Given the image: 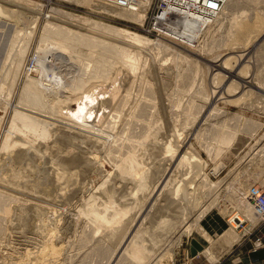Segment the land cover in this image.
I'll use <instances>...</instances> for the list:
<instances>
[{
	"label": "rangeland",
	"instance_id": "1",
	"mask_svg": "<svg viewBox=\"0 0 264 264\" xmlns=\"http://www.w3.org/2000/svg\"><path fill=\"white\" fill-rule=\"evenodd\" d=\"M111 1L0 0V89H2L0 90V148L3 149H0L1 203L4 202L3 195L5 199L2 203L5 215L0 212L2 216H0V264H116V262L117 264L121 262L122 264H218L223 256L244 238H251L247 247H254L253 249L261 247L264 244L262 219L251 222V219L243 217L241 219L244 221L240 222L236 215L234 221L238 229L231 227L229 221L232 214L241 213L238 209L239 205L246 203L247 198L251 196L253 206L256 194L264 188V23L257 27L255 20L264 15V0H220L218 9L205 8L211 11L209 15L200 11L194 0H187V5L180 2L185 0H164L163 3L167 4L165 10L160 12V17L156 14V11H159L157 6L160 1L150 0L149 6L135 5V9L139 8L143 11L144 21L140 20L141 22L120 18L109 13V10L105 9V11L103 4H109ZM118 3L121 1L114 0L109 5L114 8L116 6L117 9L121 7V10L125 7L127 8L125 11L133 8L128 9L132 2L124 7L120 5L118 7ZM173 5L185 9L190 16H198L196 19L199 22L192 21L188 16V19L179 18L184 19L185 22L174 17L176 18H173L174 23L179 22L165 28V22H163L165 27L160 22L166 20V10L169 11L168 7ZM241 21L252 25L254 30L245 29L239 32L236 24ZM91 22L96 24L93 25L94 23ZM104 25L106 30L102 28ZM118 27L137 32L142 36L130 40L115 30ZM47 28L53 31L60 28L61 33L64 32L66 36L71 32L73 34L67 36L69 37L67 44L59 45L60 43L57 44L55 39L49 40L51 42L47 45L41 44L40 36L46 34L44 32ZM72 35L78 37L77 40ZM73 38L76 42L71 43ZM143 39L149 41L145 43ZM150 39L154 42L155 39L157 40L153 43ZM100 40H104L105 48L97 42ZM90 41L91 43L88 44ZM93 41L99 44L98 47L103 46L104 49L111 51L115 50L112 47H121L130 59L138 63L136 70H139H135V74L132 72V79L130 78L131 80L125 84L128 87L124 86L122 80L126 78L129 66L127 70L120 69L126 68V64L125 67L107 65L98 68L96 62L102 59L97 60L96 57H100L101 53L98 55L99 51L97 49L94 51L93 46L97 45ZM92 43L94 45H91ZM54 45L58 48L52 47ZM156 45L162 52L158 50L157 53ZM159 45H163L164 48ZM88 47H92V50H87V54L85 49ZM83 48L85 53L81 50ZM76 49L77 52L74 51ZM171 49L175 51L174 53L182 54L185 60L175 65L179 67H175L174 75H171L173 78L170 76L169 79H176L177 73V80L180 76L178 85L184 83L186 89L183 85L175 86L176 80H173L174 84L170 87L167 84L168 79H165L167 80L165 83L161 80L159 70L162 66L168 69L167 65H171ZM165 53H167L165 59L161 60L160 55ZM107 56L109 57V54L104 57ZM94 66H97L98 71ZM108 66H111L112 70ZM102 68H109V71ZM176 70L179 74L186 73V75L182 77V74L179 75ZM104 71L108 74L113 73L109 74L105 81L100 79L101 75L97 76ZM140 73L142 75H139ZM29 77L34 81L40 80L47 88L49 87L47 91L44 90L43 100L37 108L25 104L28 94L23 92V89ZM141 77L144 78L145 83L142 82ZM94 79L99 80H96L98 86L96 81L94 83ZM103 81L104 84L101 85ZM91 85L105 90L107 94L100 93L99 95H102L100 98L95 94L97 89L94 87V90ZM82 86L85 87V91ZM137 88L145 91L140 90L142 93H139ZM88 90H92L90 92L92 95ZM106 97L108 100H105ZM81 98L86 101L97 98L101 100V104L102 102L108 104L110 117L107 115L100 129L93 128L95 125L92 126L93 123L90 121H86L88 123L79 121V114L88 113L91 110L89 106L92 105L84 100L89 103L87 109L85 105H81L83 104ZM122 99H125V102L124 100L121 102ZM98 100L95 102L99 104ZM109 100H114L112 101L114 103L109 104ZM189 102L194 104L191 112L193 118L183 114V109ZM133 104L138 105L135 113H133ZM17 112L28 114L39 123H47L51 134L46 138L35 139L30 143L32 145L18 140L20 137L17 136V140L12 145L3 148V140ZM184 120H192V122ZM123 126L126 131L138 132V135L142 132L146 134L148 131V136L141 135L140 138L144 137L145 140H142V143H146V137L148 138L151 133L152 138L157 137L156 142L163 141L161 146L151 147L149 151L143 153L144 158L136 160V152L134 154L133 150L131 151L133 154L124 153L130 157L135 156L132 157L135 161L129 160L134 162L133 164H128L124 158L128 165L131 164L127 166L131 176L125 177L116 174V169L126 163L118 162L117 158L123 155H119L113 149V143L111 145L110 141L119 138L118 134L122 132ZM118 138L115 140L122 142V137L119 140ZM108 141L111 147L108 146ZM125 142L129 143L126 140ZM64 148L67 151L71 148L69 152L75 149L81 150L84 157L90 162L95 161L99 164L101 170L95 168L90 171L88 165L78 170L70 166L71 164H64L66 161ZM108 148H112L114 152L111 150L108 152ZM19 150L23 152L19 154ZM24 152L27 155H24ZM18 155L24 156L22 157L24 159L22 160ZM109 155H115L117 161L110 162L114 158H109ZM14 156L18 158L13 160ZM182 156L188 157V160L193 159L188 161L185 158L184 162L198 166L196 173L185 174V177V171L182 170L185 165L183 168L178 166V162H183ZM177 167L181 170L178 171ZM105 173L108 174V178L101 181V176ZM109 189L112 193L108 191ZM248 189L251 191L246 197L242 193ZM109 193L112 194V198L108 197ZM79 206H83V209ZM93 207L94 209L104 207V213L112 210L113 214L114 212L117 214H114L113 221L105 220L106 214L100 215L99 219H95L96 221H91L95 218L92 216L96 210H93ZM4 216L6 218L3 219ZM100 219L103 222L100 223L102 221ZM207 220L212 221L207 222ZM98 225L101 226H99L101 230ZM123 232L125 240H122L120 246L115 249L117 251L112 255V248L115 242L122 238ZM229 232H234L236 238L230 242L228 249L222 247L220 240ZM84 235L87 237L85 238ZM95 251H103L105 255L103 252H99L98 255Z\"/></svg>",
	"mask_w": 264,
	"mask_h": 264
},
{
	"label": "bare ground",
	"instance_id": "2",
	"mask_svg": "<svg viewBox=\"0 0 264 264\" xmlns=\"http://www.w3.org/2000/svg\"><path fill=\"white\" fill-rule=\"evenodd\" d=\"M112 1H114V0H112ZM111 1V2H112ZM115 1H117V0H115ZM121 1V3H118L117 4V6L119 7V5L120 6H122V7H124V6H126V5H128V4H130L131 2H132V5H129V8L128 9H130V7H133L132 9H130V10H138V11H130V10H128V11H125L127 8H122V10L120 9V8H118L117 9V7L115 6V8H114V6H110L109 4L111 3H109V4H107V3H104L103 4V8H104V10L106 9L107 11L109 10V13H111V14H113V15H115V16H117V17H120V18H124V19H128V20H132V21H137V22H141L140 20H143V16H144V14H143V11H141V10H139V8L138 9H135V5H140V4H142V5H144V6H149V2H150V0H120ZM135 1V2H134ZM155 1V0H154ZM160 1V4L157 6V8H158V10H160V12H162V11H164L165 10V6H166V4L167 3H163L164 2V0H159ZM103 2H105V1H103ZM176 2V1H175ZM179 2V1H178ZM181 3L182 2H184L185 4L187 3V0H185V1H180ZM179 2V3H180ZM191 2V1H190ZM250 2V1H249ZM170 3V2H169ZM194 3H195V5H198V8L200 9V11H202V12H204L205 14H211V11H207V10H205V8H207V9H212V10H215V9H218V5L220 4V0H194ZM114 4V3H113ZM116 4V3H115ZM174 4V3H173ZM37 5V4H36ZM112 5V4H111ZM183 5V4H182ZM187 5V4H186ZM188 5H189V3H188ZM191 5V4H190ZM194 4H192L191 6H193ZM163 6V7H162ZM169 6H170V4H169ZM185 6V5H184ZM138 7V6H137ZM136 7V8H137ZM168 7V6H167ZM191 8V7H190ZM194 8V7H193ZM144 9V8H143ZM167 9V8H166ZM168 9H170L169 11H167L166 10V15H167V17H166V20L164 21H162L161 20V25L163 24V22H165V24H166V27L164 26V24L162 25V26H164L165 28H167V27H172V26H174V25H176L178 22H175L174 23V19H176V18H174V17H178V19L179 18H186V19H188L187 18V16L189 17V19L191 18L192 19V21H194V20H196V21H198L199 22V20H197L198 19V16L196 17V16H190L189 14H188V12L185 10V9H182V8H177V7H175L174 5L173 6H171V7H168ZM174 9H176L177 11H173ZM188 9V8H187ZM105 10V11H106ZM13 11V10H12ZM15 11V10H14ZM54 11V10H53ZM197 11V10H196ZM216 13V12H215ZM162 14V13H161ZM259 14V13H258ZM165 15V16H166ZM254 15V14H253ZM164 16V15H163ZM251 16V15H250ZM257 16V15H256ZM158 17H160V13L158 14ZM238 17V16H237ZM263 17H264V15H263ZM263 17H258V18H256L255 20H256V26L258 27V25H263V23H264V18ZM83 18V17H82ZM174 18V19H173ZM197 18V19H196ZM91 19V18H90ZM165 19V18H164ZM184 19H179L180 21L182 20L183 22H185L184 21ZM83 20V19H82ZM92 20H94V19H92ZM144 21V20H143ZM191 21V20H190ZM237 21V20H236ZM235 21V22H236ZM240 21V20H239ZM87 22H89V21H87ZM96 22H97V20H96ZM100 22V21H99ZM189 22V21H188ZM195 22V21H194ZM234 22V23H235ZM238 22V21H237ZM254 22V21H253ZM86 23V22H85ZM84 23V24H85ZM91 23H94V22H91ZM103 23V22H102ZM189 23H191V24H193L192 22H189ZM29 24V23H28ZM96 23H94L93 25H95ZM105 24V23H104ZM190 24V25H191ZM196 23H194V25H195ZM198 24V23H197ZM233 23H231V25H232ZM255 24V23H254ZM86 25H89V24H86ZM92 25V24H91ZM98 25V24H97ZM101 25V24H100ZM156 25H157V22H156ZM185 25V24H184ZM234 25V24H233ZM237 25V30L239 31V30H245V29H253L254 30V28H253V26L252 25H247L246 24V22H243V21H241L239 24H236ZM99 26V25H98ZM193 26V25H192ZM196 26V25H195ZM94 27H96V26H94ZM105 27V25L104 26H102V28H104ZM109 27V26H108ZM113 27V26H112ZM157 27H158V25H157ZM163 27V28H164ZM199 27V26H198ZM232 27H234V26H232ZM231 27V28H232ZM255 27V26H254ZM48 28H50V27H48ZM47 28V30L45 29V32L44 33H46L45 35H43L42 34V36H40V41L39 42H41V44H46L47 45V43L48 42H51V41H49V40H56V42H57V44L58 43H60L59 45H61V43H65V44H67L66 42H68L67 40L69 39V37H67V36H71V34H73L72 32H71V34H69V35H65L64 34V32H63V34L61 33L62 31H60V28H58V30H51V29H48ZM102 28H99V29H102ZM106 28V27H105ZM104 28V29H105ZM164 28V29H165ZM197 28V27H196ZM264 28V27H263ZM27 29V28H26ZM53 29V28H52ZM257 29V28H256ZM261 29V28H260ZM62 30H64V29H62ZM68 30V29H67ZM106 30V29H105ZM114 30V29H113ZM120 35L122 34L124 37L126 36V38L128 37V38H130V40L131 39H137V37H140V36H142V35H140V34H138L137 32H133V31H131V30H123V28H117V29H115ZM167 30V29H166ZM109 31V30H108ZM235 31H236V28H235ZM238 31H236V32H238ZM261 31V30H260ZM26 32V31H25ZM240 32V31H239ZM20 33V32H19ZM22 33V32H21ZM65 33H67L66 31H65ZM111 33V32H110ZM117 33V34H118ZM118 34V35H119ZM235 34H237V33H235ZM112 35V34H111ZM229 35H231V34H229ZM233 35H234V33H233ZM73 36V35H72ZM74 37V36H73ZM238 36H236V38H237ZM72 38V37H71ZM75 39L76 38H78V37H74ZM74 38H73V40L71 41V43H74V41L76 42V40H74ZM119 38V37H118ZM235 37H234V39H236ZM250 38V37H249ZM256 38V37H255ZM18 39V38H17ZM80 39V38H79ZM93 39V38H92ZM125 39V38H124ZM139 39V38H138ZM141 39V38H140ZM148 39V38H147ZM21 40V39H20ZM97 40V39H96ZM151 41H153V39H150ZM156 40L157 39H155V42H156ZM232 40V39H231ZM254 40V39H253ZM252 40V41H253ZM22 41V40H21ZM79 41V40H78ZM82 41V40H81ZM125 41V40H124ZM142 41H144V39L142 40ZM145 41H147V40H145ZM144 41V42H145ZM149 41V40H148ZM147 41V42H148ZM239 41V40H238ZM38 42V41H37ZM54 42V41H53ZM53 42H52V44H53ZM84 42V41H83ZM97 42H100L99 44L100 45H104L105 44V42H104V40L103 41H97ZM138 42V41H137ZM154 41H153V43H155ZM157 42H159V41H157ZM227 42V41H226ZM247 42V41H246ZM17 43V42H16ZM55 43V42H54ZM80 43H82V42H80ZM79 43V44H80ZM89 43H91V41L90 42H88V44ZM93 43H94V41H93ZM91 44V45H94V44H96V43H94V44ZM102 43V44H101ZM104 43V44H103ZM146 43V42H145ZM222 43V42H221ZM225 43V42H224ZM248 43V42H247ZM17 44H19V43H17ZM40 44V45H41ZM87 44V45H88ZM98 44V45H99ZM136 44V43H135ZM144 44V43H143ZM160 44H163V43H160ZM238 44V43H237ZM45 45V46H46ZM64 45V44H63ZM69 45V44H68ZM87 45H86V47H87ZM97 45V44H96ZM98 45L97 46H93V48H95L94 49V51L97 49L99 52H98V55H100L99 53H101V55H100V57H96V54H95V57L97 58V60L100 58V59H102L101 61H99V62H96V64H97V66H98V68H99V66H106L107 67V65H111V66H119V67H123L125 64H126V68H120L121 70L122 69H128L127 67L129 66V70H131L130 72H129V70H127L128 72H127V74L125 75L126 76V78H124L123 80H122V82H124L123 84H124V86H125V84H126V82H129V80H131L132 78V72H134L135 70H136V67L138 66L137 64L138 63H136L135 61H133L132 59H130L127 55H126V51H124V50H122V48L121 47H112L113 49H115L114 51L112 50H110V49H104L105 48V45H104V48H103V46H102V48L101 47H98ZM151 45V44H150ZM155 46V45H154ZM154 46H153V49H154ZM160 47H162L161 45H159ZM158 46V47H159ZM39 47H41V46H39ZM51 47V46H50ZM52 47H54V48H56L57 47V45H54V46H52ZM66 47V46H65ZM69 47V46H68ZM84 47V46H83ZM107 48H108V46H106ZM110 47V46H109ZM245 47V46H244ZM53 48V49H54ZM58 48V47H57ZM69 48H71V47H69ZM81 48V47H80ZM162 48H164V47H162ZM226 48V47H225ZM40 50H41V48H39ZM84 49L85 48H83V49H81V50H83V52H84ZM92 50V47L90 48V47H88V48H86L85 49V52H87V54H88V51L87 50ZM155 49H157V53H159L158 52V50L160 49H158L157 48V45H156V47H155ZM227 49V48H226ZM71 50V49H70ZM80 50V51H81ZM108 50H110V51H108ZM162 50H164V49H162ZM172 50V49H171ZM171 50H170V54H171ZM213 50V49H212ZM68 51H69V49H68ZM74 51H76L77 52V49L76 50H74ZM73 51V52H74ZM79 51V50H78ZM154 51V50H153ZM156 51V50H155ZM160 52H162L161 50H159ZM174 50H172V58H171V65L170 66H168L167 65V68L168 69H164V68H160V77H162V81L165 83V81H167V80H165V79H168L169 81L167 82V84H169L168 86L170 87L172 84H174V82H173V80L175 81V82H177L178 80H179V77H178V80H177V73L175 74V78L176 79H173V80H170L169 78H170V76L173 74V72L175 71V65L179 62V61H183V60H185V57L182 55V54H180L179 52L178 53H174L173 52ZM50 52V51H49ZM82 52V51H81ZM81 52H80V54H81ZM84 52V53H85ZM169 52V51H168ZM97 53V52H96ZM219 53V52H218ZM87 54H85V55H87ZM106 54H109V57L107 56V57H104ZM167 53H165V54H162V55H160L161 56V60H163V58L165 59V55H166ZM132 55V54H131ZM216 55V54H215ZM11 56V55H10ZM142 57V56H141ZM158 57V56H157ZM169 57V56H168ZM159 58V57H158ZM189 59V58H188ZM227 59V58H226ZM169 59L167 58V61H168ZM191 60V59H190ZM189 60V61H190ZM136 61H137V59H136ZM167 61H165L164 60V62H167ZM227 61H228V59H227ZM72 62V61H71ZM187 62V61H186ZM191 62V61H190ZM226 62V61H225ZM225 62H224V64H225ZM169 63V62H168ZM229 63V62H228ZM95 64V63H94ZM163 64V63H162ZM165 64V63H164ZM180 64H183V63H181L180 62ZM190 64V63H189ZM194 64V63H193ZM227 64V63H226ZM179 65V64H178ZM185 65H187V64H185ZM7 66V65H6ZM97 66H94L95 67V69H96V67ZM111 66H108V67H110L111 68ZM181 66V65H180ZM190 66V65H189ZM91 67V66H90ZM100 67V68H101ZM125 67V66H124ZM179 67V66H178ZM178 67H176V68H178ZM205 67V66H204ZM42 68V67H41ZM44 68V67H43ZM93 68V67H92ZM181 68V67H180ZM188 68V67H187ZM192 68V67H191ZM194 68V67H193ZM68 69V68H67ZM103 69V68H102ZM104 69H107V68H104ZM103 69V70H104ZM114 69V68H113ZM117 69V68H116ZM119 69V70H120ZM138 69V68H137ZM206 69V68H205ZM97 71H98V69H96ZM102 70V71H103ZM108 71H109V68L107 69ZM111 70H112V68H111ZM139 70V69H138ZM138 70H136V71H138ZM186 70V69H185ZM189 70H190V68H189ZM37 71H38V69H37ZM96 71V72H97ZM99 71H100V69H99ZM106 71V70H105ZM103 72L102 74H99V75H97V74H93L94 76L95 75H97V76H100V79H104V81H105V79L107 78V77H109V74L111 75V74H113V73H109L108 74V72ZM142 71H144V69L142 70ZM177 71V70H176ZM187 71H188V69H187ZM43 72V71H42ZM84 72V71H83ZM101 72V71H100ZM178 72V71H177ZM191 72V71H190ZM197 72V71H196ZM14 73V72H13ZM86 73V72H85ZM144 73V72H143ZM149 73V72H148ZM189 73V72H188ZM40 74V73H39ZM115 74H116V72H115ZM134 74H135V72H134ZM145 74H146V72H145ZM145 74H144V76H145ZM178 74H179V72H178ZM182 74V77H184V75H186V73H184V75H183V73H181ZM181 74H179V75H181ZM3 75V74H2ZM41 75V74H40ZM139 75H142L141 73L139 74ZM174 75V74H173ZM172 75V76H173ZM113 76V75H112ZM171 76V78H173ZM188 76V75H187ZM15 77V76H14ZM114 77V76H113ZM136 77V76H135ZM149 77V76H148ZM13 78V77H12ZM96 78V77H95ZM112 78V77H111ZM131 78V79H130ZM142 78V77H141ZM25 79V78H24ZM27 79V78H26ZM99 79V78H98ZM98 79H96V80H98ZM122 79V78H121ZM134 79V78H133ZM140 79V78H139ZM144 78H142V80H143ZM147 78H146V76H145V80H146ZM184 79H186L187 80V78H184ZM14 80V79H13ZM88 80H90V79H88ZM95 79H94V83H95V81H96ZM108 80H109V78H108ZM108 80H106V81H108ZM149 80V79H148ZM183 80V79H182ZM219 80V79H218ZM11 81V80H10ZM99 81V80H98ZM104 81H103V83L101 84V85H103L104 84ZM113 81V80H112ZM141 81V80H140ZM1 82V81H0ZM102 82V81H101ZM142 82H144V80L142 81ZM182 81L180 80V83H181ZM204 82V81H203ZM47 83V82H46ZM93 83V82H92ZM116 83V82H115ZM119 83V82H118ZM133 83H135V82H133ZM140 83V82H139ZM145 83V82H144ZM148 83V82H147ZM23 84H24V82H23ZM49 84V83H48ZM77 84H79V83H77ZM99 84V83H98ZM98 84H97V81H96V85L98 86ZM122 84V83H121ZM122 84V85H123ZM143 84V83H142ZM186 84V83H185ZM89 85V84H88ZM96 85H94V87L97 89V92L95 93V94H97L98 96H100L99 94L100 93H104V94H107L106 92H105V90L103 91V89H98V87H96ZM129 85V84H128ZM130 85H132V84H130ZM148 85V84H147ZM175 86H182L183 85V87H184V89H186L185 88V86H184V83L182 84L181 83V85H178V82L177 83H175L174 84ZM173 85V86H174ZM187 86H188V84H186ZM78 86V85H77ZM85 86H87V85H85ZM121 86V85H120ZM139 86V85H138ZM140 86H144V85H141L140 84ZM151 86V85H150ZM167 86V87H168ZM192 86V85H191ZM22 87V86H21ZM75 87V86H74ZM79 87V86H78ZM91 87H93L92 85H91ZM93 87V88H94ZM101 86H99V88H100ZM125 87H128V86H125ZM166 87V88H167ZM49 88V87H48ZM48 88H47V86H46V84H43L40 80H38V81H34L33 79H30V77H29V80L27 79V81H26V83H25V85H24V89H23V92H27V100H26V105H28V106H30V107H32V108H37V107H39L41 104V101L43 100V93H45L44 92V90L45 91H47L48 90ZM82 88H83V86H82ZM86 88H88L89 89V87H86ZM92 88V89H93ZM95 88H94V90H95ZM102 88V87H101ZM104 88V87H103ZM120 88V87H119ZM142 88V87H141ZM148 88V87H147ZM174 88V87H173ZM180 88H182V87H180ZM85 89V87L83 88V90ZM128 89V88H127ZM137 89H139V88H137ZM142 89H144V88H142ZM0 90H2V89H0ZM75 90H77V89H75ZM93 90V91H94ZM121 90V89H120ZM126 90V89H125ZM130 90V89H129ZM128 90V91H129ZM131 90H133V89H131ZM140 90L141 89H139V93H142L143 91H145V90H141L142 92H140ZM85 91V90H84ZM83 91V92H84ZM89 91V93L92 91V90H88ZM127 91V90H126ZM138 91V90H137ZM82 92V94H84V96H86L85 95V93H83ZM87 92V91H86ZM95 92V91H94ZM88 93V92H87ZM93 93V92H92ZM114 93V92H113ZM128 93V92H127ZM91 94V93H90ZM137 94V93H136ZM203 94V93H202ZM201 94V95H202ZM26 95V94H25ZM92 95V94H91ZM110 95V94H109ZM118 95V94H117ZM121 95V94H120ZM125 95H126V93H125ZM208 95V94H207ZM89 96V95H88ZM102 96V95H101ZM101 96H100V98H101ZM104 96V95H103ZM107 96V95H106ZM115 96V95H114ZM197 96V95H196ZM83 97V96H82ZM87 97V96H86ZM94 97V96H93ZM96 97V96H95ZM123 97V96H122ZM150 97V96H149ZM90 98H92V96L90 97ZM110 98V97H109ZM114 98V100H115V97H113ZM153 98V97H152ZM237 98H239V97H237ZM81 99H83V104H81V105H85L84 107H86L87 109H88V107L87 106H89V103H92V105L91 106H89V109L91 108V112H90V115L88 114V113H83V112H81L79 115H80V120L79 121H81V122H85V123H88V122H86V121H90V123H93L92 124V126L93 125H95L93 128H95V127H101V125H102V123H103V121L105 120V118L107 117V115L109 116V114H110V112H109V106H108V104H106V103H104V102H102L103 104H101V100L99 101L97 98L96 99H93V101H89V100H91V99H89V100H87V101H89V103H86L87 101L84 99V98H81ZM87 99V98H86ZM107 99V97L105 98V100ZM112 99V98H111ZM59 100V99H58ZM84 100L86 101V102H84ZM99 101V104L97 103V102H95V101ZM108 100V99H107ZM114 100H112V101H114ZM123 100H124V102H125V99H122L121 100V102H123ZM151 100V99H150ZM166 100V99H165ZM61 101V100H60ZM81 101V100H80ZM112 101H110L109 100V104H110V102H112ZM152 101V100H151ZM155 101V100H154ZM239 101V100H238ZM63 102V101H62ZM120 102V103H121ZM177 102V101H176ZM180 102H181V100H180ZM112 103H114V102H112ZM145 103H147V102H145ZM106 104V105H105ZM142 104V103H141ZM178 104V103H177ZM79 105V104H78ZM134 105V104H133ZM132 105V107L134 108V112L133 113H135V109H136V107L138 106H133ZM146 105V104H145ZM187 106H185V109H183L184 110V113L183 114H185L187 117H192L193 115V113H191L192 112V109H193V106H194V104L192 103V102H189L188 104H186ZM198 105V104H197ZM44 106V105H43ZM122 106V105H121ZM131 106V105H130ZM150 106V105H149ZM177 106V105H176ZM42 107V106H41ZM111 107H113V105L111 106ZM120 107V106H119ZM197 107V106H196ZM64 108V107H63ZM79 108H80V106H79ZM69 109V108H68ZM132 109V108H131ZM148 109V108H147ZM202 109V108H201ZM78 110H80V109H78ZM83 110H84V108H83ZM112 110H114V109H112ZM137 110V109H136ZM140 110V109H139ZM157 110V109H156ZM18 111V110H17ZM65 111H67V110H65ZM77 111V110H76ZM85 111V110H84ZM87 111V110H86ZM71 112V111H70ZM73 112V111H72ZM139 112V111H138ZM145 112H146V110H145ZM148 113H149V110H148ZM71 114V113H70ZM132 114V113H131ZM147 114V113H146ZM73 115V114H72ZM113 115V114H112ZM117 115V114H116ZM141 115H142V113H141ZM78 116V115H77ZM110 117V116H109ZM157 117V116H156ZM177 117V116H176ZM175 117V118H176ZM187 117H186V119H187ZM112 118V117H111ZM114 118H116L115 116H114ZM185 118V117H184ZM193 118V117H192ZM126 119V118H125ZM189 119V118H188ZM196 119V118H195ZM78 120V119H77ZM116 120H118V117H117V119ZM190 120V119H189ZM189 120H184V121H186V122H188ZM193 120V119H192ZM192 120L191 121H189V123L190 122H192ZM12 123H10L11 125H10V130H9V132H7V135L5 136V140H3L4 141V144H3V148L4 147H7L8 145H12V143H14L16 140H17V136H19L20 138H18V140L20 139V141L22 140L23 142H28V144H30V143H33V141L35 140V139H37V138H46V137H48L51 133H50V130H49V127H48V125H47V123H45V122H43V123H39L35 118H33L32 116H30V115H28V114H23V113H19V112H17V114L15 115V119L13 120L12 119ZM107 121V120H106ZM68 122H69V120H68ZM83 122V123H84ZM117 122V121H116ZM127 122V121H126ZM136 122V121H135ZM186 122H185V124H186ZM75 123V122H74ZM107 123V122H106ZM114 123V122H113ZM144 123V122H143ZM105 124V123H104ZM125 124V123H124ZM123 124V125H124ZM129 124V123H128ZM142 124V123H141ZM188 124V123H187ZM136 125V124H135ZM113 126V125H112ZM132 126V125H131ZM140 126V125H139ZM152 126V125H151ZM155 126H157V124H155ZM115 127V126H114ZM114 127H112V128H114ZM124 127V126H123ZM128 127V126H127ZM153 127V126H152ZM230 127V126H229ZM55 128V127H54ZM97 128V129H98ZM105 128V127H104ZM133 128H134V126H133ZM146 128V127H145ZM219 128V127H218ZM9 129V128H8ZM100 129V128H99ZM116 129V128H115ZM124 129V130H123ZM122 129V132L120 131V133L118 134L119 135V138L120 137H122L121 138V140H122V142H119L120 140H119V138H118V140L119 141H116L115 139H117V138H115L114 140H111L110 139V141H111V145H112V143H113V145L112 146H114L113 147V149L117 152V153H119V155L121 154V155H123V156H121V158H117V159H119V160H121V159H123L122 161H119L118 160V162L119 163H121L122 164V162L126 159V161L128 162V164L129 163H131V164H133L131 161H129V160H132V161H135V159L137 160V159H140V158H144V157H142V154L144 153L145 154V152H147V151H149V149L151 148V147H158L159 145L161 146V143L163 144V141L161 140V141H158V142H156L155 140H156V136H154V137H156L155 139L154 138H152L151 137V134H150V136L147 138L146 137V143H142V140H143V138L144 137H142V138H140L141 137V135L142 134H144L141 130H139V131H141L142 132V134L141 135H138L137 133L138 132H128V131H126L125 130V127ZM154 129V128H153ZM215 129V128H214ZM106 130V129H105ZM112 130V129H111ZM130 130V129H129ZM132 130H134V129H132ZM145 130V129H144ZM118 131V130H117ZM136 131V130H135ZM97 132V131H96ZM105 132V131H104ZM148 132V131H147ZM146 132V134H144V136H148L147 134L149 133H147ZM223 132V131H222ZM107 133V132H106ZM134 133H136V134H134ZM228 133V132H227ZM233 133V132H232ZM229 134V133H228ZM110 135V134H109ZM112 135V134H111ZM153 135V134H152ZM113 136V135H112ZM158 136V135H157ZM161 136V135H160ZM159 137V136H158ZM166 137V136H165ZM228 137H229V135H228ZM80 138V137H79ZM84 138V137H83ZM82 138V139H83ZM162 138V137H161ZM77 139V138H76ZM89 139H91V138H89ZM168 139V138H167ZM166 139V140H167ZM41 140V139H40ZM44 140V139H43ZM124 140V141H123ZM125 140L126 141H128L129 143H126L125 142ZM158 140H159V138H158ZM202 140V139H201ZM227 140V139H226ZM232 140V139H231ZM230 140V141H231ZM2 141V142H3ZM42 141V140H41ZM90 141V140H89ZM110 141H108L107 143H109ZM143 141H145V140H143ZM165 141V140H164ZM36 142V141H35ZM48 142V141H47ZM55 142V141H54ZM91 142V141H90ZM102 142V141H101ZM169 142V141H168ZM19 143V142H18ZM39 143V142H38ZM67 143V142H66ZM106 143V144H107ZM16 144V143H15ZM22 144V143H21ZM35 144V143H34ZM30 145H32V144H30ZM79 145V144H78ZM103 145H105V144H103ZM138 145H140V146H138ZM212 145V144H211ZM43 146H45V145H43ZM109 147H111L110 146V143H109V145H108ZM220 146H221V144H220ZM23 147V146H22ZM26 147H28V146H26ZM58 147V146H57ZM65 147V146H64ZM103 147V146H102ZM40 148V147H39ZM50 148V147H49ZM54 148V147H53ZM128 148H130V150L128 149ZM218 148V147H217ZM222 148V147H221ZM0 149H2V148H0ZM28 149H29V147H28ZM33 149V148H32ZM36 149V148H35ZM45 149V148H44ZM57 149V148H56ZM61 149V148H60ZM59 149V150H60ZM69 149H71V148H69ZM69 149H68V151L67 150H65V148H64V150H65V152H64V159L66 160L65 161V163L64 164H66V165H70V166H72V167H74V168H78V170H79V168L80 167H87V165L91 168H89L90 169V171L91 170H93V169H95V168H97L98 170H101L100 168H99V164H97V163H95V161H92V162H90L87 158H85L84 157V153L80 150H72L71 152H69ZM112 149V148H111ZM110 148H108V152L111 150ZM160 149V148H159ZM3 150V149H2ZM10 150V149H9ZM17 151H18V149H16ZM41 150H42V148H41ZM114 150H111V151H113L114 152ZM133 150V151H132ZM156 150V149H155ZM223 150V149H222ZM5 151V150H4ZM12 151V150H11ZM15 151V150H14ZM13 151V152H14ZM20 151V150H19ZM22 151V150H21ZM21 151H20V153L19 154H21ZM25 151V150H24ZM29 151V150H28ZM36 151V150H35ZM53 151V150H52ZM135 154V152H136V158H135V156H133V155H131V157L130 156H128V155H125V154H133L132 152ZM158 151V150H157ZM16 152V151H15ZM23 152V151H22ZM37 152V151H36ZM39 152V151H38ZM37 152V153H38ZM54 152V151H53ZM60 152V151H59ZM112 152V153H113ZM131 152V153H130ZM214 152V151H213ZM216 152V151H215ZM125 153V154H124ZM186 153V152H185ZM212 153V152H211ZM11 154V153H10ZM23 154V153H22ZM34 154V153H33ZM109 153H107V155H108ZM190 154V153H189ZM210 154V153H209ZM24 155H27L26 154V152H24ZM31 155V154H30ZM35 155H37L36 153H35ZM53 155V154H52ZM261 155V154H260ZM18 156H20V155H18ZM33 156V155H32ZM44 156V155H43ZM50 156V155H49ZM53 156H55V155H53ZM61 156V155H60ZM110 157L109 158H111V157H113L114 158V156H111V155H109ZM117 156V155H116ZM145 156V155H144ZM186 156V155H185ZM185 156H182V163H180V162H178L179 164H178V166H179V168H183L184 167V165H185V168H183L182 170L183 171H185L184 172V175L186 174V175H188V174H193V173H196L197 172V167L198 166H196L195 164H189L190 162H188L187 163V161H185L184 162V160H185ZM21 157V159H22V157H24V156H20ZM20 157H19V160H20ZM36 157V156H35ZM59 157V156H58ZM120 157V156H119ZM123 157V158H122ZM132 157H134L135 159L133 160L132 159ZM14 158H18V157H13V160H14ZM62 158V157H61ZM125 158V159H124ZM173 158V157H172ZM192 158H194L193 156H192ZM24 159V158H23ZM22 159V160H23ZM38 159H39V157H38ZM42 159V158H41ZM53 159V158H52ZM107 159H108V157H107ZM187 160H188V157L186 158ZM93 160V159H92ZM109 160V159H108ZM117 161L115 158L112 160H110V162L111 161ZM189 160H193V159H190L189 158ZM188 160V161H189ZM21 161V160H20ZM20 161H19V163H20ZM53 161H54V159H53ZM57 161H58V159H57ZM63 161V160H62ZM126 161H124L126 164V166L124 165V163H123V166L122 167H118V169H116V174H118V175H120V176H131V172H129L128 170H127V166H130V165H128L127 164V162ZM151 161V160H150ZM117 162V163H118ZM33 163V162H32ZM50 163V162H49ZM62 163V162H61ZM116 163V162H115ZM185 163V164H184ZM192 163V162H191ZM193 163H195V162H193ZM29 164V163H28ZM31 164V163H30ZM43 164V163H42ZM113 164V163H112ZM140 164V163H139ZM48 165V164H47ZM58 165V164H57ZM114 165V164H113ZM120 165V164H119ZM29 166V165H28ZM53 166V165H52ZM125 166V167H124ZM138 166V165H137ZM5 167V166H4ZM31 167V166H30ZM46 168V167H45ZM73 168V169H74ZM123 168V169H122ZM137 168V167H136ZM178 167H177V169H178V171L179 170H181V169H179ZM75 169V170H76ZM176 169V170H177ZM130 170V169H129ZM135 170V169H134ZM142 170V169H141ZM41 171V170H40ZM45 171H47V170H45ZM89 171V170H88ZM143 171V170H142ZM50 172H52V171H50ZM134 172V171H133ZM137 172H139V171H137ZM45 173V172H44ZM73 173V172H72ZM77 173V172H76ZM177 173V172H176ZM179 174H180V172H178ZM183 173V172H182ZM56 174V173H55ZM122 174V175H121ZM45 175H46V173H45ZM186 175H185V177H186ZM108 176V174L107 173H105L104 175H102L101 177H102V180L101 181H103L106 177ZM180 176V175H179ZM48 177H50L49 175H48ZM34 178V177H33ZM108 178V177H107ZM113 178V177H112ZM115 178V177H114ZM117 179V178H116ZM47 180V179H46ZM83 180V179H82ZM36 181H38V180H36ZM43 181V180H42ZM116 181V180H115ZM112 182V181H111ZM37 183V182H36ZM54 183V182H53ZM118 183V182H117ZM41 184V183H40ZM83 184V183H82ZM114 184H116V183H114ZM180 184V183H179ZM43 185V184H42ZM46 185V184H45ZM247 185V184H246ZM49 186V185H48ZM117 186V185H116ZM122 186V185H121ZM123 186H124V184H123ZM126 187V186H125ZM115 188V187H114ZM116 189V191H118L117 190V188H115ZM115 189L113 190V188H112V190L113 191H115ZM120 189V188H119ZM155 189V188H154ZM245 189V188H244ZM2 190V189H1ZM34 190V189H33ZM112 190H108V191H110V193H112L111 191ZM47 191V190H46ZM115 191V192H116ZM251 190H244V193H242L243 195H245L246 197L248 196V195H250L249 194V192H250ZM253 191V190H252ZM76 192V191H75ZM109 193V194H110ZM114 193V192H113ZM117 193H119V192H117ZM1 194V193H0ZM170 194H171V196H173L172 194L173 193H171L170 192ZM3 195V194H2ZM67 195V194H66ZM84 195V194H83ZM104 195V194H103ZM108 195V194H107ZM111 195L112 194H110V195H108V197L110 196L111 197ZM114 195H116V193H114ZM85 196V195H84ZM93 196V195H92ZM1 197V196H0ZM3 198V200H4V202H5V199H4V195L2 196ZM252 197V196H251ZM251 197L250 198H247V202L246 203H243V204H240L239 205V207H238V209L241 211V213H239V212H237V213H235V214H232V216L230 217V225H231V227H233V228H237V224L235 223V221H234V217L236 216V218L238 219V221H240V222H243L244 220H242L241 218H248V219H251V222L252 221H255V222H257L258 220H261L260 219V217L262 216V212H261V208H260V206L258 205V204H256V203H253V206H254V209H253V206H252V200H250L251 199ZM6 198V197H5ZM10 198V197H9ZM96 198V197H95ZM112 198V197H111ZM1 199V198H0ZM82 199V198H81ZM99 199H101V198H99ZM7 200V199H6ZM106 200H108V199H106ZM105 200V201H106ZM110 200V199H109ZM118 200V199H117ZM235 200V199H234ZM242 200V199H241ZM254 200H255V198H254ZM253 200V201H254ZM83 201V203H84V200H82ZM95 201H96V199H95ZM99 201V200H98ZM101 201H103V200H101ZM111 201V200H110ZM160 201V200H159ZM4 202H2V203H4ZM94 202V201H93ZM92 202V203H93ZM104 202V201H103ZM228 202H229V200H228ZM236 202V201H235ZM1 203V200H0V212H2L3 213V204ZM67 203V202H66ZM86 203V202H85ZM96 203V202H95ZM94 203V204H95ZM259 203V202H258ZM104 204V203H103ZM3 205V206H2ZM80 205H81V203H80ZM97 206V205H96ZM99 206V205H98ZM100 206H102V203H101V205ZM143 206V205H142ZM79 207H81V206H79ZM104 207H106V206H104ZM104 207H103V209H104ZM82 209H83V206L81 207ZM80 208V209H81ZM98 207H96L95 209H94V207H93V210H95L94 212H93V210H92V212H93V215L92 216H94L95 218L94 219H92L91 221H93V220H95L96 218H100L99 216L100 215H105L106 214V218H105V220H112V218H114L115 217V215L114 214H117V213H115L114 212V214L111 212L112 210H111V208H110V212L108 211H106L105 213H104V210L103 209H100V207L97 209ZM118 208V207H117ZM106 209V208H105ZM119 209V208H118ZM117 209V210H118ZM6 210V209H5ZM11 210V209H10ZM40 210V209H39ZM91 210V209H90ZM106 210H109V209H106ZM27 211H28V209H27ZM42 211V210H41ZM83 211V210H82ZM115 211V210H114ZM5 213V212H4ZM3 213V215H5ZM10 213V212H9ZM31 213V212H30ZM29 213V214H30ZM35 213V212H34ZM42 213V212H41ZM104 213V214H103ZM112 213V214H111ZM25 214H27V213H25ZM38 214V213H37ZM133 214V213H132ZM132 214H130V217H131V215ZM15 215V214H14ZM90 215V214H89ZM242 215V216H241ZM1 216V215H0ZM26 216V215H25ZM35 216V215H34ZM39 216V215H38ZM92 216L90 215V217L92 218ZM135 216V215H134ZM2 217V216H1ZM19 217V216H18ZM29 217V216H28ZM32 217V216H31ZM129 217V218H130ZM4 218H6L5 216L3 217V219ZM13 218V217H12ZM26 218H27V216H26ZM117 218H118V216H117ZM132 218V217H131ZM135 218V217H134ZM21 219V218H20ZM34 219V218H33ZM97 219V220H98ZM103 220H104V217L102 218ZM102 219H100V220H102ZM25 220V219H24ZM23 220V221H24ZM28 220V219H27ZM27 220H25V221H27ZM87 220V219H86ZM89 220H90V218H89ZM99 220V221H100ZM103 220L102 221H100V223L101 222H103ZM114 220V219H113ZM112 220V221H113ZM24 221V222H25ZM29 221H31V220H29ZM96 221V220H95ZM94 221V222H95ZM112 221H110V222H112ZM90 221H88V223H89ZM108 222V221H107ZM254 222V223H255ZM17 223V222H16ZM23 223V222H22ZM27 223V222H26ZM109 223V222H108ZM114 223V222H113ZM130 223V222H129ZM128 223V224H129ZM143 223V222H142ZM6 224V223H5ZM69 224V223H68ZM87 224V223H86ZM103 224V223H102ZM101 224V225H102ZM106 224V223H105ZM131 224V223H130ZM129 224V225H130ZM144 224V223H143ZM146 224V223H145ZM111 225V224H110ZM94 226V225H93ZM100 225H98V228L100 229V227H99ZM109 226V225H108ZM128 226V225H127ZM127 226H126V229H127ZM37 227V226H36ZM69 227V226H68ZM85 227V226H84ZM104 227V226H103ZM98 228H96V229H98ZM105 228V227H104ZM108 228V227H107ZM119 228V227H118ZM58 229V228H57ZM84 229V228H83ZM238 229V228H237ZM38 230V229H37ZM87 230V229H86ZM101 230V229H100ZM99 230V231H100ZM119 230V229H118ZM96 231V230H95ZM125 231V230H124ZM84 232V231H83ZM118 232V231H117ZM41 233V232H40ZM120 233H121V231H120ZM124 233V232H123ZM122 233V234H123ZM234 233V232H233ZM233 233H227V235L226 236H224V238H222V240H220V244L222 245V247H228L229 245H230V242L231 241H233V239H235L236 237H235V233L233 234ZM141 234V233H140ZM139 235V234H138ZM125 236V233H124V235L122 236V238H120V240L118 241V242H115L116 244L113 246V248H112V250L113 251H111L112 252V255H113V252H116L115 251V249L117 248V247H119L120 246V244H121V242H122V240L124 239L123 237ZM136 236V235H135ZM84 237H85V235H84ZM87 237V236H86ZM85 237V238H86ZM91 238V237H90ZM138 238V237H137ZM119 239V238H118ZM141 239V238H140ZM99 240V239H98ZM125 240V239H124ZM135 240V239H134ZM83 241V240H82ZM86 241H88L87 239H86ZM91 241V240H90ZM84 242V241H83ZM96 242V241H95ZM87 243V242H86ZM85 243V244H86ZM90 243V242H89ZM108 243V242H107ZM83 244V243H82ZM138 244V243H137ZM101 245V244H100ZM102 245H103V243H102ZM112 245V244H111ZM132 245V244H131ZM134 245H135V243H134ZM149 245V244H148ZM94 246V245H93ZM108 246H109V244H108ZM127 246H128V244H127ZM98 247V246H97ZM103 247V246H102ZM135 247V246H134ZM153 246H151V248H152ZM156 247V246H155ZM30 248V247H29ZM48 248V247H47ZM108 249H110L109 247H107ZM99 249H100V247H99ZM154 249V248H153ZM152 249V250H153ZM228 249H229V247H228ZM92 250V249H91ZM98 250V249H97ZM101 250V249H100ZM151 250V251H152ZM93 251V250H92ZM107 251V250H106ZM109 251V250H108ZM109 251V252H110ZM127 251V250H126ZM148 251V250H147ZM95 252H97V251H95ZM100 252V251H99ZM99 252H97V254L99 253ZM103 252V251H102ZM102 252H100V253H102ZM146 252V251H145ZM122 253H124V252H122ZM128 253V252H127ZM133 253V252H132ZM135 253V252H134ZM90 254V253H89ZM103 254H104V252H103ZM126 254V253H125ZM99 255V254H98ZM101 255V254H100ZM105 255V254H104ZM111 255V257H113ZM122 255V254H121ZM138 255V254H137ZM123 256V255H122ZM108 258H109V256H107ZM107 257L105 258V259H107ZM92 258V257H91ZM126 258V257H125ZM84 259V258H83ZM103 260V259H102ZM108 260V259H107ZM110 260V259H109ZM112 260V259H111ZM122 260V259H121ZM125 260V259H124ZM123 260V261H124ZM127 260V259H126ZM88 261V260H87ZM119 261V260H118ZM162 261V260H161ZM109 262V261H108ZM121 262V261H120ZM127 262V261H126ZM100 263V262H99ZM106 263V262H105ZM118 262H116V264H117ZM7 264V263H6ZM56 264V263H55ZM83 264V263H82ZM102 264V263H101ZM121 264H122V262H121Z\"/></svg>",
	"mask_w": 264,
	"mask_h": 264
},
{
	"label": "crops",
	"instance_id": "3",
	"mask_svg": "<svg viewBox=\"0 0 264 264\" xmlns=\"http://www.w3.org/2000/svg\"><path fill=\"white\" fill-rule=\"evenodd\" d=\"M210 221L212 220H207ZM248 241L251 238L247 237L238 242L218 264H264V244L253 249L254 247H247Z\"/></svg>",
	"mask_w": 264,
	"mask_h": 264
},
{
	"label": "built area",
	"instance_id": "4",
	"mask_svg": "<svg viewBox=\"0 0 264 264\" xmlns=\"http://www.w3.org/2000/svg\"><path fill=\"white\" fill-rule=\"evenodd\" d=\"M159 13H160V10L156 11V14H159ZM254 203L260 206L261 212H262V216L260 217V219L264 221V188H261L259 192L256 194Z\"/></svg>",
	"mask_w": 264,
	"mask_h": 264
}]
</instances>
